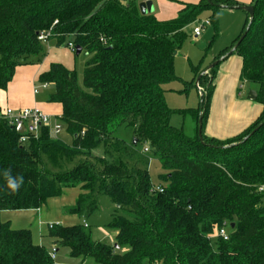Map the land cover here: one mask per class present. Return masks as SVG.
<instances>
[{"label": "trees", "instance_id": "1", "mask_svg": "<svg viewBox=\"0 0 264 264\" xmlns=\"http://www.w3.org/2000/svg\"><path fill=\"white\" fill-rule=\"evenodd\" d=\"M238 5L181 2L175 17L161 20L144 14L137 0H0V89L8 88L17 66L45 55L46 42L38 36L49 29L58 45L72 41L87 55L82 84L76 70L62 63H52L38 79L55 85L48 100L60 104L55 118L72 137L70 144L52 138L47 126L21 143L0 118V211L39 210L67 188L79 187L68 213L91 215L103 195L124 210L110 224L114 246L93 239L84 222L50 228L54 244L81 261L264 264V0H254L253 19L248 15L241 33L214 59L233 53L242 58L240 82L255 85L263 105L254 123L225 140L206 135L222 61L204 74L195 66L196 76L185 85L195 83L200 92L195 139L171 124L164 88L178 78L175 51L186 28L205 10L217 20L220 9ZM124 125L132 129L130 143L116 136ZM150 155L160 162L163 192L153 189ZM9 178L22 180L15 192ZM224 223L229 239L213 237ZM50 252L34 241L31 229H14L0 219V264H55Z\"/></svg>", "mask_w": 264, "mask_h": 264}, {"label": "rangeland", "instance_id": "2", "mask_svg": "<svg viewBox=\"0 0 264 264\" xmlns=\"http://www.w3.org/2000/svg\"><path fill=\"white\" fill-rule=\"evenodd\" d=\"M149 1L152 2V6L155 4L153 11L156 9L155 12L162 14L159 15L160 17H174L177 14L178 3L176 0H163V3L157 0H146L145 2ZM247 17V12L242 10L231 11L220 9L216 20L213 17L212 11L205 10L201 12L197 21L185 30V36L179 44L178 54L174 59V70L178 78L165 84L164 88L167 90L166 102L173 109L171 124L183 128L185 134L192 139L197 137L198 120L196 110L199 108L201 98L198 88L194 86L195 83L186 89L185 85L187 81L191 82L196 76L194 72L195 66H199V71L202 73L214 61V58L221 50L232 43L234 38L243 30ZM206 20H211L212 22L209 25H205L201 35L196 37L194 28L200 26L201 22ZM201 43H206V47L201 48ZM67 49L71 53L72 69L76 70L79 83L82 84L87 55L85 52L77 55L71 49ZM38 62L32 58L25 65L26 67H31ZM198 75L200 74H197V78ZM216 78L214 79V84ZM35 84L39 91L37 96L41 99H47L55 91L53 83L48 88H43L39 81H36ZM241 84L243 86L242 91H244L243 97H248L249 92L255 85L245 81L241 82ZM35 86L33 87L32 84V93H34ZM116 136L130 143L133 138L132 129L125 125L121 126L118 128ZM57 138L68 144L72 142V137L65 128H63L62 133ZM138 146L140 148L142 145ZM148 158L150 179L154 184L158 185L160 183L159 174L162 172L160 162L156 156L150 155ZM79 194V187L67 188L62 196L48 200L39 210H5L0 214V219L2 221H9L11 227L14 229H31L34 241L38 243L41 240L42 245L48 250L55 246L54 239L49 236V224L56 222L60 223L61 226H72L86 222L92 231L93 239L114 246L116 243V230L110 228V224L116 212L124 215V210L118 208L111 197L103 195L99 198L97 210L91 215L81 217L77 214L68 213L66 209L75 204ZM57 248L59 250L54 258L55 264H92L89 260L81 261L79 258L72 257L70 249L66 246H58ZM126 250L127 248H123L120 251L124 252ZM142 264L147 263L144 261Z\"/></svg>", "mask_w": 264, "mask_h": 264}, {"label": "crops", "instance_id": "3", "mask_svg": "<svg viewBox=\"0 0 264 264\" xmlns=\"http://www.w3.org/2000/svg\"><path fill=\"white\" fill-rule=\"evenodd\" d=\"M137 1L140 5L146 0ZM157 1L163 3V0ZM195 1L197 0H176L178 3L176 11L178 12L180 9L181 2L198 3ZM237 1L241 5H252L254 2V0ZM222 10L237 11L241 9L222 8ZM155 11L156 9L152 12L154 13ZM154 14L161 20L173 18L170 16L160 17L159 15H162L160 12H155ZM45 44L47 45L45 55L34 58L36 62L39 61V64L37 63L31 67H26L25 64L17 66L15 75L9 83L8 88L6 90L0 89V108L2 110L7 107L14 109L38 107L53 117H58L61 114L60 104L50 102L48 98L45 100L39 98L37 96L39 91L38 93H35L34 90V93L31 92L32 84L34 87L40 75L49 70L52 63H62L72 69L71 53L65 46L58 45L55 38H50ZM241 68L242 58L235 53L227 56L219 66L215 80V89L205 123V133L209 137L221 140L234 137L246 130L262 113L263 105L259 101L243 97L244 91H242L243 86L240 82ZM252 90L256 91V87L254 86ZM1 213L2 211H0ZM38 243L42 244L41 240Z\"/></svg>", "mask_w": 264, "mask_h": 264}, {"label": "built area", "instance_id": "4", "mask_svg": "<svg viewBox=\"0 0 264 264\" xmlns=\"http://www.w3.org/2000/svg\"><path fill=\"white\" fill-rule=\"evenodd\" d=\"M210 20H206L204 22H201V25L194 28V34L196 37H199L202 33V31L205 28V25H209ZM52 36V29H49L48 31H44L39 34L38 39L43 42H48L49 39ZM67 47L71 49L73 52L76 50L75 44L70 41L67 44ZM43 88H46L49 86L48 83L41 84ZM200 89V87H199ZM35 93H38V87L35 86L34 89ZM0 118L7 121L9 125H11L12 128L15 129L16 132L20 134V142L26 143L30 137V135L38 136L42 127H49L50 128V134L52 137H58L63 130L62 123L55 117L47 114L43 110H41L38 107H25L21 109H14L11 107H7L6 109L2 110L0 112ZM144 152L148 153L149 148L144 147ZM156 191L163 192V188L160 185H156L155 188H153ZM263 190V187L260 188ZM59 223H50L49 229L53 228L54 226L58 225ZM85 226H88V224L85 222ZM213 237H221L224 240L229 239V229L228 224L224 223L222 227H219L217 232L213 235ZM57 253V247L56 245L52 247L50 255L52 259L54 260Z\"/></svg>", "mask_w": 264, "mask_h": 264}, {"label": "water", "instance_id": "5", "mask_svg": "<svg viewBox=\"0 0 264 264\" xmlns=\"http://www.w3.org/2000/svg\"><path fill=\"white\" fill-rule=\"evenodd\" d=\"M236 9H241L245 12L248 13L249 15V18L250 20L253 19L254 17V14H255V10H254V7L252 5H238L237 7H235ZM140 9L141 11L146 14L148 12H152L153 11V6H152V2H142L140 4ZM246 33L243 34V36L240 38V40L238 41V43L231 49V51L229 52V54H231L238 46V44L241 42V40L244 38ZM201 48H205L206 47V43H201L200 45ZM82 51L81 47L80 46H77L76 47V53L77 55L80 54ZM177 54V51H175V55ZM227 55H224L222 57H220L218 60H215L213 61L201 74H204L205 72H207L209 69H211L212 67H214L216 64H218L219 62L223 61L225 58H226ZM257 91L255 90H251L248 94V98L250 100H256L257 98ZM202 121H203V117L202 115H200L199 117V136H200V139L202 140ZM256 130V129H255ZM136 142V140H134ZM234 226V225H232Z\"/></svg>", "mask_w": 264, "mask_h": 264}, {"label": "clouds", "instance_id": "6", "mask_svg": "<svg viewBox=\"0 0 264 264\" xmlns=\"http://www.w3.org/2000/svg\"><path fill=\"white\" fill-rule=\"evenodd\" d=\"M22 180H13L12 178L8 179L7 186L9 189H11L13 192H15L19 187Z\"/></svg>", "mask_w": 264, "mask_h": 264}]
</instances>
